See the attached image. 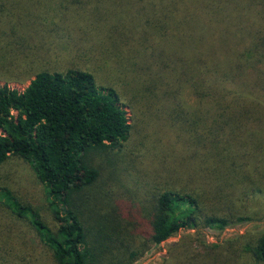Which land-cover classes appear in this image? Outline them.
<instances>
[{
	"label": "trees",
	"instance_id": "1",
	"mask_svg": "<svg viewBox=\"0 0 264 264\" xmlns=\"http://www.w3.org/2000/svg\"><path fill=\"white\" fill-rule=\"evenodd\" d=\"M47 1L0 0V60L12 56L14 47L7 39L18 35L21 19ZM142 1L147 0H95L99 5L93 18L100 38L132 52L156 45L155 35L153 41L152 33L145 37L148 29L179 32L186 16L190 21L191 35H184V50L178 49L188 67L173 68L164 84L141 87L143 68L135 64L123 70L119 64L117 70L127 87L135 83L129 107L134 115L133 105L147 113L139 112L140 123L148 124L144 136L153 142L156 130L176 151L170 158L137 157L142 170L168 181L148 190L151 212L143 217L149 230H137L138 220L121 216L118 209L101 210L97 161L119 152L133 127L116 89L98 86L91 73L80 69L39 71L22 92L0 86V166L10 157L28 164L44 190L53 227L1 187L0 207L29 222L48 251L47 264H134L182 230L198 234L184 246L170 247L161 264H264V233L253 241L241 235L213 244L201 237L204 231L255 221L263 211L257 209H264V0H182L185 14L178 9L179 0H163L160 6L161 0L158 6L150 1L143 13L137 10L136 20H128L134 34L124 39L119 34L126 27L123 8L138 9ZM238 2L243 5L235 13L247 11L253 19L250 28L241 38L223 30L214 38L234 17ZM192 76L197 105L188 108L180 91ZM173 81L179 83L177 90L169 88ZM169 175L174 177L169 180ZM237 202L254 205V211L235 210ZM2 250L0 264H30L21 252Z\"/></svg>",
	"mask_w": 264,
	"mask_h": 264
},
{
	"label": "rangeland",
	"instance_id": "2",
	"mask_svg": "<svg viewBox=\"0 0 264 264\" xmlns=\"http://www.w3.org/2000/svg\"><path fill=\"white\" fill-rule=\"evenodd\" d=\"M150 1L155 2L158 6L159 0H147L137 3L138 9L123 8L122 16L124 18H122V22L124 24L122 25L126 27L120 28L119 34L125 35L124 39L130 38L134 34V30H131L127 25L128 20L130 18L136 20L137 10L147 8ZM198 2L202 3L201 1ZM162 3L163 0L160 1L159 6ZM178 3L180 4L178 9L182 14H185L184 12L188 10L185 8L186 4L183 5L184 1L182 2V0H179ZM129 4L131 3L129 2L127 5ZM98 5L95 0H76L75 2L71 0H49L45 5H36L35 12L32 15L28 14L23 20L21 19L23 27L20 31L17 28L18 35H12L7 39L14 49L10 50L13 51L12 56L6 55L7 62L0 60V86L7 85L11 89L22 92L39 71H65L71 68L91 73L98 86H109L116 89L121 95L122 103L126 106L127 116L133 128L129 139L122 144L119 152L108 153L97 161L102 170L99 192L102 190L104 202L101 210L118 209L121 216L123 214L126 217H134L138 220L137 230H142V228L149 230L146 225L147 220L143 217L147 211L151 212L149 208L151 197L148 190L152 187H159L161 186L159 184L168 181L167 179H158L150 169L142 170L137 157L140 154H157L161 158L165 155L170 158L176 151L174 152V148H170L169 140H164V142L160 140V133L156 130L152 132L153 142L150 141L149 137L144 136L148 124L140 123L139 112L147 113L139 111L137 106L133 105L131 107L135 110V116L129 107L131 101H129L128 96H132L129 89L135 83H130L127 87V80H121V75L117 70L119 64L121 70L128 65L131 69L135 64L136 67L143 68L140 69L142 71L139 73L141 87L146 88L158 83L164 84L166 80H169L166 79L165 74L172 72L173 68L178 69L179 72L180 68L186 69L188 67V65L187 67L184 65V59L178 49L182 50L184 48L185 43H182L184 35H191V27L188 25L190 21L186 16L185 24L179 32L175 28L166 31L158 28V32L154 29H148L145 37L152 33L150 37L153 41V35H155L156 45L149 46L148 50L137 47L132 52L128 47L118 49L116 45L121 43L115 44L110 39L108 41L104 37L100 38L98 36L96 20L93 18V15L97 16L96 9L93 8ZM242 5H240V2L235 5L231 15L234 17L227 21L224 28H219L215 32L214 38L221 30L228 35L233 32L241 38V34L250 28L253 19L249 13L244 10L235 13V9L240 8ZM43 7L49 10L46 12ZM157 9L160 8L157 7ZM178 19L181 20L180 16ZM36 21H43L45 24L39 26ZM100 25H102L101 21ZM186 31L188 33H184ZM173 32L177 34L174 38ZM164 34L165 36H163ZM145 37L144 39L148 40ZM144 39L142 38L143 41ZM216 45L220 46L218 41ZM155 50H159V52L154 53ZM179 55L180 59H177ZM152 58L154 61H152ZM139 59L142 62L141 65L138 64ZM191 63L189 66L194 69V62L191 61ZM194 80L193 76L190 77V80L181 87L180 91V96H182L188 108H194L197 105L196 94L190 87ZM175 81L171 82L169 88L178 89L179 83L176 84ZM153 145H157V148H151ZM146 148H150V152H147ZM176 156L179 157V153H176ZM173 177L169 175L168 179L170 180ZM0 187L10 191L23 205L30 206L38 211L46 224L53 227L44 190L36 181L27 163L15 157H10L1 165ZM107 191L112 192L110 195L114 197L115 201L108 196ZM99 192H91L89 195L98 194ZM240 203H236L235 210L254 211V205L241 207L239 206ZM257 210L263 211L258 214L259 218L255 221L232 226L222 231H204L201 237L207 244L233 239L241 235H247L253 241L264 233V209ZM144 211L145 213H143ZM197 234L198 232L195 230H182L161 245L149 249L134 264H161L170 247L181 243L184 246L189 239L191 241L196 238ZM0 247L3 249L1 252H8V250L21 252L22 257L26 260L25 262L30 264H47L49 261L46 253L48 252L47 249L40 243L29 222L12 215L8 210L1 207Z\"/></svg>",
	"mask_w": 264,
	"mask_h": 264
}]
</instances>
